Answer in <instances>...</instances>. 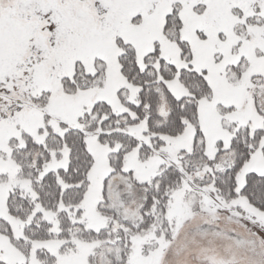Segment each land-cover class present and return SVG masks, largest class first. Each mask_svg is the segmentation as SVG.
I'll list each match as a JSON object with an SVG mask.
<instances>
[{"label":"snow or ice","instance_id":"1","mask_svg":"<svg viewBox=\"0 0 264 264\" xmlns=\"http://www.w3.org/2000/svg\"><path fill=\"white\" fill-rule=\"evenodd\" d=\"M0 264H264V0H0Z\"/></svg>","mask_w":264,"mask_h":264}]
</instances>
